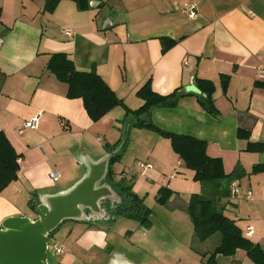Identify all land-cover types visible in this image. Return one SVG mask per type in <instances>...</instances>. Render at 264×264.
Masks as SVG:
<instances>
[{
  "label": "crops",
  "instance_id": "crops-1",
  "mask_svg": "<svg viewBox=\"0 0 264 264\" xmlns=\"http://www.w3.org/2000/svg\"><path fill=\"white\" fill-rule=\"evenodd\" d=\"M44 1L0 0V130L19 154L16 179L0 190V223L8 216H35L40 194L69 188L82 176L85 169L77 161L84 154L96 159L114 150L122 159L129 143L142 152L152 145L145 162L151 166L132 169V163L105 181L115 191L125 182L138 196L155 189L154 198L160 187L172 185L166 204L155 201L166 212L186 213L188 200L176 202L179 183L187 178L174 174L182 160L167 137L135 127L136 117L126 112L143 104L137 90L149 81L156 94L176 102L151 106L142 116L169 132L206 141L207 154L234 174L227 215L264 251V148L247 150L249 143L264 145V0H88L83 8L61 0L52 12L44 10ZM185 3L195 5L193 18ZM67 28L71 34L64 33ZM166 38L174 41L167 49ZM53 52H65L76 69L94 68L122 103L91 120L81 98L66 97L65 82L46 68ZM222 75L228 76L226 88ZM201 79L212 82L217 115L200 105L198 95L208 90ZM190 84L200 93L186 91ZM37 113V127L22 125ZM50 170L58 172L57 180L49 179ZM189 188L194 193L201 186ZM102 206L113 218L115 207ZM69 221L53 233V242L67 252L59 264H78L80 250L107 251L106 232L96 226L105 220ZM249 225L252 235L245 233ZM217 255L227 264H239L240 257L250 263L241 249Z\"/></svg>",
  "mask_w": 264,
  "mask_h": 264
},
{
  "label": "trees",
  "instance_id": "trees-1",
  "mask_svg": "<svg viewBox=\"0 0 264 264\" xmlns=\"http://www.w3.org/2000/svg\"><path fill=\"white\" fill-rule=\"evenodd\" d=\"M61 0H45L44 10L52 12L55 6ZM78 8L87 6L88 0H72ZM1 8V7H0ZM1 16V9H0ZM164 48L167 49L174 41L164 39L162 41ZM46 68L53 73L59 80L67 85L66 97L81 98L88 116L96 121L106 114L111 108L122 103L121 99L115 94L114 90L106 81L94 70L76 69L74 62L65 52H53L50 54ZM227 75H222L223 87L226 88ZM206 82L208 90L206 93L198 95V100L206 111L217 115L218 110L215 107L212 96V82L201 79ZM143 104L135 110L126 109L127 113H132L136 117L134 126L137 128H146L156 131L160 135L170 140L173 151L182 160L184 165L193 171V179L200 184V191L189 195L185 211L193 224V231L196 238L200 241L212 236L214 233L220 235L219 242L209 253H203L207 258V264H217L214 260L217 254L223 256H232L237 249L245 252L250 263L264 264V251L257 242H254L242 233L241 228L226 213V206L231 202L229 200V183L234 174L225 173L222 160L219 157L209 156L206 152V141L187 134L169 132L155 123L150 118L142 116L149 113V108L156 105H175V100L169 99V96L156 94L146 81L137 90V94ZM7 135L0 130V190L4 189L11 181L16 179L19 170V154L7 139ZM109 150L111 147H107ZM264 148L261 143H249L248 151H257ZM121 153L113 155L110 159L107 174L110 176V166L115 159H119ZM236 169H238L236 167ZM235 169V171H236ZM117 192L120 194L121 202L116 206V213H122L126 217L137 219L144 228L150 227L149 208L143 204V199L136 193H133L131 186L125 182L118 183ZM173 195V191L168 187H160L155 197L159 204H166ZM54 233V232H53ZM50 234V237L52 234Z\"/></svg>",
  "mask_w": 264,
  "mask_h": 264
},
{
  "label": "rangeland",
  "instance_id": "rangeland-1",
  "mask_svg": "<svg viewBox=\"0 0 264 264\" xmlns=\"http://www.w3.org/2000/svg\"><path fill=\"white\" fill-rule=\"evenodd\" d=\"M129 141H132L131 137H129ZM124 147L122 159H115L110 166L111 174L118 175L124 168L128 170L127 166L132 163H135L132 169L139 168L151 158L147 151L151 150L152 145L146 147L144 152L140 147L131 149L130 143ZM180 168L174 172L175 176H181V178L186 176L187 178L179 183L178 196L180 199L177 198L176 202L183 203L182 200L187 201L189 195L192 194L191 191H194L189 187L192 183H198L191 175L193 171L187 168L184 163ZM189 173H191L190 176ZM168 187L174 188L172 185H168ZM154 190L147 188L145 191L139 192V196L143 198V204L151 211L149 228L142 227L137 219L126 217L122 213H115L113 218L105 220L106 223L96 224L97 227L103 228L106 232L107 251H100L96 248L80 250L78 253L82 258L78 264H89L83 261L86 258L92 260L93 263L91 264H104L117 252L122 253L127 260L134 264H207L203 253H206L208 249L211 250L219 242L220 235L214 233L204 241L198 240L194 235L193 224L190 222L188 214L185 212H166L165 208L155 201ZM231 206L232 204L227 207L226 213L228 215H231L229 212ZM238 221L242 220L238 219ZM67 222L71 221L66 220L60 224L61 229L68 224ZM53 235L48 240L49 245L56 238ZM66 253L64 251L61 252V255H56L53 249L49 247L48 254L51 264H59L60 257ZM243 258H238L239 264H248L247 260L241 263ZM221 259V256L217 255L214 260L218 263L227 264Z\"/></svg>",
  "mask_w": 264,
  "mask_h": 264
},
{
  "label": "water",
  "instance_id": "water-1",
  "mask_svg": "<svg viewBox=\"0 0 264 264\" xmlns=\"http://www.w3.org/2000/svg\"><path fill=\"white\" fill-rule=\"evenodd\" d=\"M185 90L200 93L194 84L186 86ZM116 153L111 150L96 159L84 154L77 161L85 169L82 176L69 188L40 194L34 208L35 216L13 215L3 219L0 223V264H51L48 240L62 222L108 219L110 216L102 204L116 208L121 202L120 194L105 181L110 159ZM107 264L134 263L117 252Z\"/></svg>",
  "mask_w": 264,
  "mask_h": 264
},
{
  "label": "built area",
  "instance_id": "built-area-1",
  "mask_svg": "<svg viewBox=\"0 0 264 264\" xmlns=\"http://www.w3.org/2000/svg\"><path fill=\"white\" fill-rule=\"evenodd\" d=\"M183 7L188 12V15L191 18H193L195 16L196 8H195V5L194 4L185 3V4H183ZM70 32H71V30L69 28L65 29V31H64V33H66V34H71ZM1 43H2V40L0 39V45H1ZM262 76H264V73H263ZM40 115H41L40 113L35 114L34 116H32L29 119L25 120V122L22 125H24V127H29V128H35V127H37L36 124H38V120H39ZM142 165L145 168L151 166L150 163H144ZM47 176L52 181H55V180H57L59 178L58 172L56 170H50L48 172V175ZM231 189L235 193L237 191V184L236 183H233L231 185ZM246 194H247L246 197L247 198H250V196H251L250 192H248ZM252 231H253V228H252L251 225H249V226H247L245 233L247 235H252L253 234ZM49 247H51L53 249L54 254H58V253H61V252L64 251L63 246L60 245V244H58V243H56V242H52V244H50V245L48 244V250H49Z\"/></svg>",
  "mask_w": 264,
  "mask_h": 264
}]
</instances>
